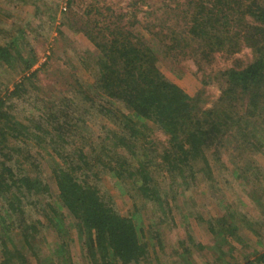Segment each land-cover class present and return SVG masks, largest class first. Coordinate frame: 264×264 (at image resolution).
<instances>
[{
  "label": "trees",
  "instance_id": "1",
  "mask_svg": "<svg viewBox=\"0 0 264 264\" xmlns=\"http://www.w3.org/2000/svg\"><path fill=\"white\" fill-rule=\"evenodd\" d=\"M169 7H155L149 12L155 20L147 24L123 23L124 13L104 23L85 21L83 27L64 22L85 32L97 48L93 59H84L96 67L95 77L87 84L73 73V99L62 92L65 106L57 111L46 102L43 120L25 123L12 111L10 101L23 97L30 75L0 95V264H72V231L85 264H143L150 254L148 241L139 238L133 217L118 211L102 192L103 174L125 192L131 181L170 214L175 194L189 188L198 170L213 177L209 154L220 161L223 150L234 146L242 153H264V0H187L167 12ZM17 44L14 39L0 45V66L14 68L21 62L22 73L31 71L37 58L14 52ZM241 47L252 50L248 63L203 75L204 86L218 83L221 90L210 106L202 94L192 96L170 80L159 65L189 56L210 63L215 53ZM101 95L106 104L98 102ZM92 114L107 116L116 126L101 141L89 132ZM157 130L163 142L152 138ZM69 142L75 148L66 152ZM31 146L46 149L54 162L58 195L45 205L42 198L51 197V188ZM235 173L240 179L247 176L240 168ZM156 174L171 177L176 185L172 197L161 194ZM32 207L42 210L48 225L28 217ZM47 226L57 240L52 253L43 255ZM209 229L216 259L226 264L233 251L230 237L239 236L235 215L209 221ZM236 264H264V251Z\"/></svg>",
  "mask_w": 264,
  "mask_h": 264
},
{
  "label": "rangeland",
  "instance_id": "2",
  "mask_svg": "<svg viewBox=\"0 0 264 264\" xmlns=\"http://www.w3.org/2000/svg\"><path fill=\"white\" fill-rule=\"evenodd\" d=\"M186 2L187 0H0V45L18 39L14 52L20 51L25 57L37 58L32 70L25 73L21 72V62L16 63L14 68L0 66V95L13 90L17 83L24 80V76L30 75L28 80L26 78L27 81L24 80L23 97H14L10 101L12 111L25 123L43 120L45 117H40L46 102L49 103V110L57 111L65 106V92V98L73 99V73L87 84L93 82L95 77L96 67L92 61L84 59H93L97 48L85 32L75 31L64 22L72 21L77 23V27H83L85 21L93 22L98 19L104 23L124 13L127 15L122 18L123 23L141 21L147 24L155 20L156 15L149 13L155 7L167 3L170 5L167 12H171L178 3ZM252 57L251 48L241 47L234 53H215L210 63L189 56L179 61L172 59L173 62L162 60L159 65L170 80L192 96L202 94L206 104L210 106L219 98L221 90L218 83L204 86L203 75L245 65ZM35 70L37 73L31 75ZM97 100L107 103L104 95ZM116 106L123 108L120 103ZM72 110L73 107L70 111ZM87 124L93 139L98 141L103 139L108 130L116 127L109 117L96 114L89 117ZM152 133L156 142L165 140L160 131ZM72 137L69 135L70 139ZM72 143L65 145L66 152L75 148ZM30 151L39 165L42 178L51 188V197L45 200L42 198V204L45 205L47 201H54L58 195L53 173L54 162L46 149L31 146ZM241 151L235 146L224 149L220 161L209 154L213 177L198 170L189 188L183 194H175L170 214H165L156 202L143 197L131 181L126 184L128 191L125 192L109 174H103L100 182L102 192L112 197L118 211L133 217L139 238L141 241H148L150 254L143 264H188V261L191 264H223L216 259L217 255L212 249L216 240L209 229V221L216 223L218 218L229 212L235 215L239 236L230 237L233 251L225 257L228 261L226 264L243 263L246 256L254 258L257 252L264 251V153ZM236 168H240L247 176L238 178ZM156 177L161 194L166 191L172 197L176 185L171 177L168 175L163 178L157 174ZM28 217L42 218L48 225L42 210L36 212L33 207L29 208ZM71 233L75 237L70 242L72 264H85L77 232ZM42 234L46 238V242L42 244L43 255L51 254L50 247L57 240V234L49 226L43 228ZM184 249H188V254H183Z\"/></svg>",
  "mask_w": 264,
  "mask_h": 264
}]
</instances>
